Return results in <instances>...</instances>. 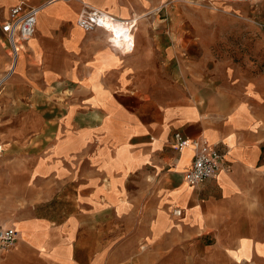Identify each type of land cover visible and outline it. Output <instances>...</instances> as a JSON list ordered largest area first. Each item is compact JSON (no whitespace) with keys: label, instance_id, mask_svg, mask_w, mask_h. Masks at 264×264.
<instances>
[{"label":"crops","instance_id":"crops-1","mask_svg":"<svg viewBox=\"0 0 264 264\" xmlns=\"http://www.w3.org/2000/svg\"><path fill=\"white\" fill-rule=\"evenodd\" d=\"M20 3L38 13L1 87L0 144L3 153L19 152L12 167L28 186L65 185L69 210L60 219L0 221L17 231L0 264H122L110 217L122 221L123 234L132 226L133 239L148 247L167 239L173 253L174 238L211 236L206 264H264V116L255 113L254 84L205 85L210 94L202 97L191 78L183 98L166 86L170 63L192 62L188 74H196L191 27L183 21L178 28L176 7L165 1L0 0V25ZM83 6L134 18L132 53L118 52L100 29L85 33L75 25ZM9 51L0 27V77ZM174 133L186 141L183 150ZM199 137L221 151V165L215 179L190 187L182 179L192 162L187 143ZM158 209L175 225L146 242ZM184 215L189 220L177 222ZM28 222L24 236L13 226Z\"/></svg>","mask_w":264,"mask_h":264},{"label":"rangeland","instance_id":"rangeland-1","mask_svg":"<svg viewBox=\"0 0 264 264\" xmlns=\"http://www.w3.org/2000/svg\"><path fill=\"white\" fill-rule=\"evenodd\" d=\"M158 1H165L164 4L168 6L175 5L176 9L170 10L175 11L172 16L178 28H184L185 22L191 27L193 44L189 52L194 54L195 59V77L190 76L193 72L188 74L192 62L189 68L186 61L170 63L164 74L165 85L177 87L183 98L188 97L187 83L191 78L202 97L210 94V91L205 92V85L221 82L224 86L236 82L243 85L253 83L260 96L255 113L264 116V0ZM182 31L176 30L178 33ZM182 44V41L179 42V45ZM182 49L185 51L184 47ZM18 153L13 148L6 150L0 157V221L35 215L53 219L64 217L68 213L69 203L61 193L66 186L61 185L60 190L50 184L28 186L21 172L12 167ZM183 187L187 185L179 190ZM111 218L109 232L115 235L113 249L122 257V264H183L184 255L186 259L190 257V264H206L203 249L205 245L213 243L211 236L174 238L173 254L172 249L167 250L169 240H159L148 247L144 240L133 239L132 226L127 227L128 231L123 234L122 221ZM196 218L191 216L190 219L193 222ZM186 220H189V216L184 215L177 222ZM30 224L13 226L24 236ZM150 225L152 238L146 242H151L159 233L170 230L175 224L158 209ZM94 233L102 234L101 228H95ZM184 249L186 254L183 255Z\"/></svg>","mask_w":264,"mask_h":264},{"label":"built area","instance_id":"built-area-1","mask_svg":"<svg viewBox=\"0 0 264 264\" xmlns=\"http://www.w3.org/2000/svg\"><path fill=\"white\" fill-rule=\"evenodd\" d=\"M81 9L75 19V25L83 32L87 33L94 29H100L107 34L106 40L118 52L122 54L132 53L135 43V19H117L104 10L90 6H83ZM37 10L38 8L20 3L9 9L8 18L0 25L1 32L10 49L9 64L0 77V91L4 82L12 75L20 47L35 32ZM173 139L178 150L186 147V141L182 139L179 133H174ZM187 144L192 150V162L182 173L184 183L190 187H195L207 179H215L221 165V151L216 146L209 144L203 137L190 140ZM2 153L3 149L0 144V157ZM172 214L180 216L181 212L179 209H174ZM16 237L17 231L0 226V251L12 248L15 245Z\"/></svg>","mask_w":264,"mask_h":264},{"label":"bare ground","instance_id":"bare-ground-1","mask_svg":"<svg viewBox=\"0 0 264 264\" xmlns=\"http://www.w3.org/2000/svg\"><path fill=\"white\" fill-rule=\"evenodd\" d=\"M133 19H134V18H133ZM136 19H137V18H136ZM116 45H117V44H116ZM118 45H119V44H118ZM118 45H117V46H118ZM182 150H183V149H182Z\"/></svg>","mask_w":264,"mask_h":264}]
</instances>
